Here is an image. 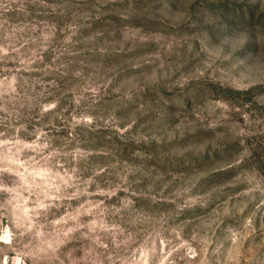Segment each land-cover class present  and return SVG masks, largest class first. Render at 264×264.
I'll use <instances>...</instances> for the list:
<instances>
[{"label":"rangeland","instance_id":"374dc122","mask_svg":"<svg viewBox=\"0 0 264 264\" xmlns=\"http://www.w3.org/2000/svg\"><path fill=\"white\" fill-rule=\"evenodd\" d=\"M0 264H264V0H0Z\"/></svg>","mask_w":264,"mask_h":264}]
</instances>
